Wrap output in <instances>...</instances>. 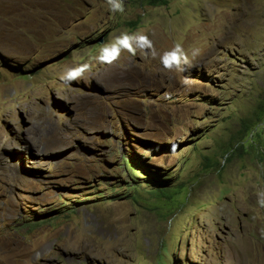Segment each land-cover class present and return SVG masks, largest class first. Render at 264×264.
<instances>
[{
  "label": "rangeland",
  "instance_id": "obj_1",
  "mask_svg": "<svg viewBox=\"0 0 264 264\" xmlns=\"http://www.w3.org/2000/svg\"><path fill=\"white\" fill-rule=\"evenodd\" d=\"M0 264H264V0H0Z\"/></svg>",
  "mask_w": 264,
  "mask_h": 264
},
{
  "label": "clouds",
  "instance_id": "obj_2",
  "mask_svg": "<svg viewBox=\"0 0 264 264\" xmlns=\"http://www.w3.org/2000/svg\"><path fill=\"white\" fill-rule=\"evenodd\" d=\"M110 2H111V0H110ZM176 51H179V49L177 48ZM197 51H198V50H193L192 55H196V52H197ZM174 58H176L175 55H174Z\"/></svg>",
  "mask_w": 264,
  "mask_h": 264
},
{
  "label": "water",
  "instance_id": "obj_3",
  "mask_svg": "<svg viewBox=\"0 0 264 264\" xmlns=\"http://www.w3.org/2000/svg\"><path fill=\"white\" fill-rule=\"evenodd\" d=\"M74 50H69L66 54H65V56H67L68 54H70V53H72Z\"/></svg>",
  "mask_w": 264,
  "mask_h": 264
},
{
  "label": "trees",
  "instance_id": "obj_4",
  "mask_svg": "<svg viewBox=\"0 0 264 264\" xmlns=\"http://www.w3.org/2000/svg\"><path fill=\"white\" fill-rule=\"evenodd\" d=\"M158 195L163 196L164 194L160 192V194H158Z\"/></svg>",
  "mask_w": 264,
  "mask_h": 264
},
{
  "label": "bare ground",
  "instance_id": "obj_5",
  "mask_svg": "<svg viewBox=\"0 0 264 264\" xmlns=\"http://www.w3.org/2000/svg\"><path fill=\"white\" fill-rule=\"evenodd\" d=\"M223 18V17H222ZM223 24V23H222ZM225 25V24H224ZM114 64V63H113ZM164 74V73H163Z\"/></svg>",
  "mask_w": 264,
  "mask_h": 264
}]
</instances>
